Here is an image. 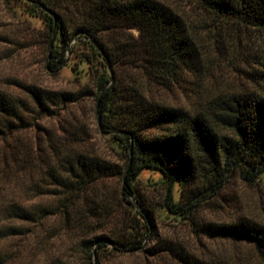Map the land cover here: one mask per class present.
Returning <instances> with one entry per match:
<instances>
[{
  "label": "trees",
  "instance_id": "1",
  "mask_svg": "<svg viewBox=\"0 0 264 264\" xmlns=\"http://www.w3.org/2000/svg\"><path fill=\"white\" fill-rule=\"evenodd\" d=\"M4 1L13 12L40 21L45 69L68 68L82 86L52 91L18 84L24 97L0 90V142L28 128L25 113L34 115L33 127L42 118L60 121L57 135L42 128L41 178L31 187L43 200L28 206L11 202L1 210L0 240L16 242L0 264H22L26 247L30 260L40 252L48 264H104L133 253L166 254L179 264H217L166 240L153 241L156 219L171 217L197 236L251 246L264 264L263 223L200 215L233 178L264 183V54L251 57L261 69L242 70L252 88L209 90L206 84L209 59L241 55L247 63L241 39L253 32L264 42V0ZM183 83L198 93L194 104L175 106L161 98ZM87 98L100 117L96 133L114 146L123 168L88 147L91 129L69 113ZM145 170L159 173L164 189L155 215L136 188ZM115 177L121 180L120 202L129 210L112 209L110 197L99 190ZM63 238L68 244L54 258L51 244Z\"/></svg>",
  "mask_w": 264,
  "mask_h": 264
},
{
  "label": "rangeland",
  "instance_id": "2",
  "mask_svg": "<svg viewBox=\"0 0 264 264\" xmlns=\"http://www.w3.org/2000/svg\"><path fill=\"white\" fill-rule=\"evenodd\" d=\"M166 1V0H165ZM171 3L183 5L181 0H169ZM187 10V9H186ZM42 30L40 21L27 18L15 13L4 0H0V90L13 95L24 97L18 84H34L38 87L52 91H77L81 84L75 81L68 68L60 72H48L44 67L45 49L41 43L39 33ZM134 35L137 32L130 30ZM262 36L250 33L241 40V50L248 55L247 63L240 56L231 54L221 56L217 59H209L207 70L209 80L207 88L229 89V88H252L249 76L242 70L260 68L254 65L251 58L254 54H264V42ZM253 65V66H252ZM205 85L200 88L202 98ZM198 93L183 83L162 92L161 98L170 105L189 106L198 100ZM69 113L83 120L91 129L92 139L88 147L105 159L116 162L122 168L124 162L114 146L105 138L96 133L97 117L95 102L87 98L79 104L71 105ZM32 113H25L24 119L28 122V128L15 132L5 142H0V225L4 224L1 210L11 202L28 206L39 199L37 191L32 189L31 183L40 182V165L38 157L39 146L44 147L45 133L57 135L59 119L42 118L38 121L39 127H33ZM40 142V143H38ZM31 164V165H30ZM121 188L120 178H110L103 181L99 190L104 192L107 199L112 201V209L129 210L120 202L119 192ZM136 188L142 195L146 207L154 215L161 210L160 204L164 196V189L160 184V175L157 172L142 171L136 181ZM174 197L178 198V189L174 188ZM43 200V199H41ZM136 204V203H134ZM117 205V206H116ZM116 206V207H115ZM137 206V205H136ZM138 208V206H137ZM201 218L210 221H231L238 216H245L264 224V183L251 185L238 178L228 182L222 195L214 199L210 204L201 207ZM153 241L166 240L173 248L183 251H191L200 259L211 263L222 264H261L254 249L243 243H235L227 240L211 239L200 234L195 235L186 223L178 222L174 218L165 221L156 219ZM15 239L7 238L0 240V256H8L14 249ZM152 242V241H151ZM68 244V240L54 241L51 244L52 256L58 254ZM27 247L22 252V264H48L45 255L36 253L34 259L30 260ZM60 252V251H59ZM48 257V256H47ZM7 264H11L10 262ZM21 264V263H19ZM104 264H179L173 257L160 254L158 256H146L144 253H133L121 255L110 259Z\"/></svg>",
  "mask_w": 264,
  "mask_h": 264
},
{
  "label": "water",
  "instance_id": "3",
  "mask_svg": "<svg viewBox=\"0 0 264 264\" xmlns=\"http://www.w3.org/2000/svg\"><path fill=\"white\" fill-rule=\"evenodd\" d=\"M45 10H46V9H45ZM46 12H49V11L46 10ZM49 14H50L51 16H53L52 13L49 12ZM53 19L55 20L54 16H53ZM72 41H74V39H73ZM50 45H51V37L49 38V40H48V44H47V59H46V62L49 60V57H50V49H51ZM99 51L101 52V54H103V53H102V50H99ZM107 69H108V72H109V74H110V76H111V78H112L113 73H112L111 67H110V65H109L108 62H107ZM96 109H97V105H96ZM96 117H97V123H98V126H100V117H99L98 113H96ZM126 168H127V167H126ZM125 171H126V169H125ZM124 173H125V172H124ZM123 177H124V176H123Z\"/></svg>",
  "mask_w": 264,
  "mask_h": 264
}]
</instances>
